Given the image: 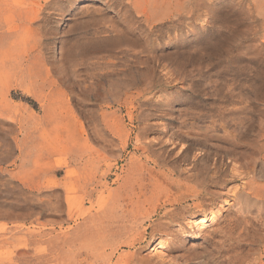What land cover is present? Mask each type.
Wrapping results in <instances>:
<instances>
[{
    "label": "rangeland",
    "instance_id": "374dc122",
    "mask_svg": "<svg viewBox=\"0 0 264 264\" xmlns=\"http://www.w3.org/2000/svg\"><path fill=\"white\" fill-rule=\"evenodd\" d=\"M104 1L0 0V264H218L223 256L214 245L224 249L242 238L226 228L230 197L162 205L152 177L130 184L125 177L128 168L153 165L152 151L168 131L192 129L194 118L183 116L190 101L213 118L222 109L234 115L243 109L253 132L264 134V50L247 53L255 42L264 47V18L255 14L264 0L255 7L250 0H170L175 15L156 21L155 51L186 49L202 59L189 62L193 77L181 73L182 82L157 67L159 84L139 81L145 64L136 60L145 51L109 41L115 24L146 37V22L131 10L127 23L125 0ZM234 3L246 10L241 19L227 15L239 10ZM237 53L242 60L225 62ZM192 79L200 87L190 88ZM180 84L189 88L174 93V102L168 94ZM169 110L173 119L158 116ZM165 145L173 157L182 150L179 142ZM262 190L264 173L246 192L264 201ZM203 217L209 219L203 226L190 227ZM158 240L162 245L151 252Z\"/></svg>",
    "mask_w": 264,
    "mask_h": 264
},
{
    "label": "bare ground",
    "instance_id": "6f19581e",
    "mask_svg": "<svg viewBox=\"0 0 264 264\" xmlns=\"http://www.w3.org/2000/svg\"><path fill=\"white\" fill-rule=\"evenodd\" d=\"M125 1L127 7L124 10V13L127 14L126 17H128L129 21L127 23L129 24L133 22L134 18L131 16L132 10V13L134 12L133 14L136 19L143 18V22H146L148 30L145 35L146 37L142 38L141 36L131 35V32L127 29V27L121 28L116 24L108 28L107 31L115 33V36L111 37L109 41H114V43L123 41L127 45L131 44L138 48L137 54L141 52L144 53L145 51L146 56L144 58L139 56L136 60L137 63L141 62L145 64V75L142 76L143 78H139V81L144 79L148 80L150 83H153L155 81V70L157 67L166 71L167 74L171 76L170 81L172 82H182L184 77H193V74H188L190 71L187 69V66L191 60L194 62H200L202 59V54L200 55L198 53L193 55L190 53L191 51L189 52L186 49L168 50L157 54L155 51L154 39L151 37L156 21H162L163 18L169 16L174 17V10L171 6L172 2L170 3V0H165V3L167 5L169 4V6H166V9L164 10L161 8V1L158 2V0L154 3H137L132 2V0ZM250 1L256 2L251 3L254 5L258 4L257 2L259 0ZM103 4H108V6L110 5L108 0H105ZM234 4V7L239 8V10L235 11L234 8H227L229 11L227 15L230 16L231 19H241L242 16L246 14V10L242 8L241 3ZM87 5L88 3H85L82 5V7L85 8ZM206 5V2H203V5L196 3L195 7L200 9ZM191 9L192 8H190V10ZM218 10V12L225 15L223 12L224 9L222 10L220 6ZM255 14H257L260 18H264V8L260 6L256 9ZM212 42L214 41H211V43ZM255 43L252 54L247 52L250 54L249 57H252L253 55H256L264 50V47L261 45L262 41L257 43L259 46L257 47L258 49H256ZM89 44L92 47L99 45V43L93 41ZM239 55L240 53H237L234 57L226 58L225 62H228L232 59L235 61L242 60L240 59ZM209 56H212V54ZM243 62L244 60L241 63ZM144 71L142 70L139 73L143 75ZM181 73L185 74V76L182 77ZM155 82L157 83V81ZM198 86L200 87V84L198 85L192 79L189 87L196 88ZM189 87H187V85L180 84L179 88H177L179 90L174 89L169 92L168 96L170 97V100L172 99L174 93H180L182 90ZM194 92L196 93V91ZM94 96L97 98H102L101 92L95 91ZM172 101L175 102L176 100L172 99ZM195 104L196 103L190 101V103L183 109L184 114L182 113L186 118H194L193 123L190 125L192 129L181 131L178 126V129L175 131H168V133L164 136L165 140H163V146H160L159 148L156 147L157 149L152 151L154 154V159L150 160L152 161L153 165H141L137 168H128L127 176L125 178L130 184L134 181L135 177H142L143 175H148V178L152 177L154 188H157L159 192L164 195L163 199H161L163 202L162 205H173L177 203L179 204L182 201L192 200L197 206H201L205 202L212 201L215 198V195H217V197H220L221 194L227 195V197H230L232 200L230 205L232 215H230L231 217L226 225V228L230 233L236 232L237 237L240 236L242 238L238 239L235 243L228 244L224 249L217 247L214 245V243L213 245L216 248V256H223V258L217 263L264 264V234L262 231H260V226L264 225V201L253 199L246 192L248 186L254 182L255 176L259 175L260 173H264V154L262 156L263 159L261 158V153L264 146L261 143L259 144L260 140L262 139L261 137H263L264 134L260 130L253 132L254 129L252 122L243 109L242 115H234V111L231 112V110H228L224 112L222 109L216 114L217 116L215 117L217 118H213L211 114H204L203 112L194 110L197 109ZM225 113L228 116L224 115ZM158 116L168 117L170 119H173L174 117L173 112L170 110L159 113ZM148 117L149 115L144 116V119H147ZM205 117H208L209 119L211 118L209 121L210 123L198 126V122L202 119H205ZM141 125L143 124L141 123ZM162 126L167 132V128L169 127L168 124L163 122ZM193 127L197 128L194 129ZM145 128H147V123L143 129L145 130ZM184 141H190V144L185 145L183 144ZM166 142H169L170 144H176L179 142V150L182 149L181 152H177L173 157L171 151L168 148L169 145H165ZM192 143L198 145V147L194 148L191 145ZM145 145V150H148L150 144ZM257 195L264 196V190L258 191ZM160 197H162V195ZM212 218L213 217H211V219ZM208 220L209 219H206L205 217L201 218L200 220H190V227L194 228L198 225L203 226L206 222H208ZM161 245L162 242L160 240L152 243L150 245V251H155L157 247Z\"/></svg>",
    "mask_w": 264,
    "mask_h": 264
}]
</instances>
